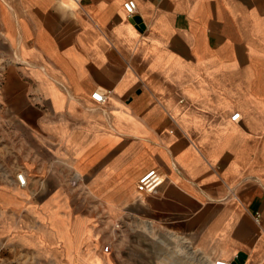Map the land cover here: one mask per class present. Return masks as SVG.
Segmentation results:
<instances>
[{"label":"crops","instance_id":"1","mask_svg":"<svg viewBox=\"0 0 264 264\" xmlns=\"http://www.w3.org/2000/svg\"><path fill=\"white\" fill-rule=\"evenodd\" d=\"M126 1L0 0V235L33 264H264V0Z\"/></svg>","mask_w":264,"mask_h":264},{"label":"rangeland","instance_id":"2","mask_svg":"<svg viewBox=\"0 0 264 264\" xmlns=\"http://www.w3.org/2000/svg\"><path fill=\"white\" fill-rule=\"evenodd\" d=\"M6 51H0V70L6 66V60L3 57ZM0 93H1V75H0ZM7 115L6 108L3 105L0 94V145L5 144V124L3 123L4 116ZM18 174V173H17ZM37 262L32 258V254L24 250L14 240L5 235H0V264H33Z\"/></svg>","mask_w":264,"mask_h":264},{"label":"built area","instance_id":"3","mask_svg":"<svg viewBox=\"0 0 264 264\" xmlns=\"http://www.w3.org/2000/svg\"><path fill=\"white\" fill-rule=\"evenodd\" d=\"M81 1V0H76ZM123 7L127 14L129 16H132L135 14L137 3L135 0H127L124 2ZM92 99L98 103L101 104L106 100V94L100 90H96L91 94ZM232 118L234 120H238L240 118V113H235ZM17 179L20 185L26 184V178L25 175L21 172L17 174ZM163 181V178L159 174V172L156 169H152L148 172H146L144 175H142L139 178L138 181V190L141 192L146 193H155L157 187L160 185V183ZM258 216V215H257ZM118 226V225H117ZM109 246H105L104 250L108 251ZM215 264H234V262L230 259H217L214 262Z\"/></svg>","mask_w":264,"mask_h":264}]
</instances>
